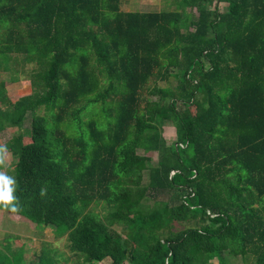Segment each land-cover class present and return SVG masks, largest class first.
Here are the masks:
<instances>
[{
  "label": "trees",
  "instance_id": "trees-1",
  "mask_svg": "<svg viewBox=\"0 0 264 264\" xmlns=\"http://www.w3.org/2000/svg\"><path fill=\"white\" fill-rule=\"evenodd\" d=\"M177 6L0 0V67L33 63L29 94L0 82V130L31 119L4 143L15 214L65 235L81 264H264V0ZM4 248L0 264L59 260Z\"/></svg>",
  "mask_w": 264,
  "mask_h": 264
},
{
  "label": "rangeland",
  "instance_id": "rangeland-1",
  "mask_svg": "<svg viewBox=\"0 0 264 264\" xmlns=\"http://www.w3.org/2000/svg\"><path fill=\"white\" fill-rule=\"evenodd\" d=\"M178 0H118L119 8L121 10H139V11H159V10H171L178 8ZM214 1L210 5L213 8ZM226 3H218V8L224 10ZM191 13L197 14L194 8L190 9ZM33 66V63H20L16 66V71L4 70L0 67V82H5V94L11 101L18 99L22 95L29 94L31 92L30 75L27 74V70ZM173 70V69H171ZM15 77V79H11ZM176 83V79L171 74L166 79H155L154 76L150 78L147 85L157 84L158 86L173 85ZM147 89L142 90L141 96L147 95ZM143 104V101L140 103ZM0 107L2 105L0 104ZM30 115L28 114L22 122V128L17 126H6L0 130V145L9 140L13 135L18 132L25 133V129L30 124ZM162 135L167 143L173 142L176 139V134L172 126L165 124L162 128ZM27 134H24V140H28ZM138 153L146 154L151 158L150 165H154L157 161V154L155 151L144 152L142 149H138ZM8 165L13 162V157L10 153H7ZM12 166V165H11ZM7 168L0 167V171L6 172ZM146 175L144 176V181ZM187 222H174V228L179 229L186 227ZM10 243L11 247L23 246L24 259L26 262L29 260H37V256L42 248H53L56 252V257L59 259L57 264H81L69 249L67 248V240L65 235L62 237H56L50 227H42L35 225L33 222L26 218L17 215L15 213H9L0 209V250H5L4 245ZM111 259L109 257L103 258L96 264H110ZM121 264H128L127 261H123ZM211 264H218L217 259L213 258ZM225 264H253L252 261L244 262L240 255L226 257Z\"/></svg>",
  "mask_w": 264,
  "mask_h": 264
},
{
  "label": "clouds",
  "instance_id": "clouds-1",
  "mask_svg": "<svg viewBox=\"0 0 264 264\" xmlns=\"http://www.w3.org/2000/svg\"><path fill=\"white\" fill-rule=\"evenodd\" d=\"M7 153V146L0 145V167L7 168L9 166ZM16 190L17 181L15 177L8 175L4 171H0V208L11 213L22 211V206L15 194ZM45 194V191L42 189L40 195L44 196Z\"/></svg>",
  "mask_w": 264,
  "mask_h": 264
}]
</instances>
